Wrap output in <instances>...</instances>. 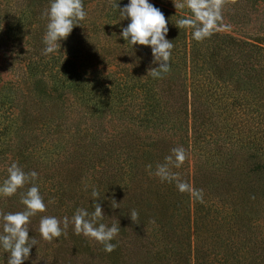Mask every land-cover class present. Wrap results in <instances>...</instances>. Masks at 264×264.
<instances>
[{"label":"trees","instance_id":"obj_1","mask_svg":"<svg viewBox=\"0 0 264 264\" xmlns=\"http://www.w3.org/2000/svg\"><path fill=\"white\" fill-rule=\"evenodd\" d=\"M129 2L84 0L86 19L44 57L50 0H0V53L20 46L29 58L25 81L9 86L7 100L17 99L21 116L30 103L59 109L49 119L58 134L53 148L84 154L76 169L91 172L72 185L58 181L54 192L41 187L47 210L63 209L54 216L70 226L47 252L54 259L24 264H264V0H226L201 41L175 25L187 8L149 0L168 19L174 44L170 71L160 78L148 75L159 66L151 47L120 35L130 19L116 5ZM178 146L187 151L183 179L191 192L155 175ZM99 152L110 158V172L91 167ZM93 190L105 212L100 222L120 228L111 253L71 227L76 209L94 211ZM30 235L43 239L39 229Z\"/></svg>","mask_w":264,"mask_h":264},{"label":"clouds","instance_id":"obj_2","mask_svg":"<svg viewBox=\"0 0 264 264\" xmlns=\"http://www.w3.org/2000/svg\"><path fill=\"white\" fill-rule=\"evenodd\" d=\"M226 0H173L174 7L187 8L190 15L175 22L177 27L191 28L195 40L201 41L212 34L216 21L221 19L220 12ZM116 7L124 19H130L126 27L122 26L120 35L126 42L133 46H150L153 56V64L159 63L158 67H151L148 75L160 78L170 71V58L174 44L167 38L169 32L168 19L164 12L150 3L149 0H130L123 7L118 3ZM47 17L46 32L43 36L45 45L43 54L48 55L61 46L60 41L67 39L79 21L86 19L88 13L85 10L84 0H50L49 8L43 14ZM172 154L165 157V163L158 164L155 175L169 182L176 181V186L181 192H191L193 188L188 181L180 179L179 173L171 171V167L179 168L188 158L187 151L183 146L175 147ZM151 165L148 168L151 169ZM8 177L0 185V195L13 196L19 189L24 188L26 183L38 179V173L31 171L26 173L18 163L13 162L7 169ZM151 174V172H150ZM202 192V190H200ZM94 211L89 213L86 209L78 208L73 214L71 223L76 235L93 238L104 245V251L111 253L117 245L111 241L119 234L120 228L113 223L111 226L101 223L105 212L99 202V193L93 190ZM23 210L16 212H4L0 210V222L3 233L0 234V246L8 253L7 264H24L31 255L34 245L38 241L30 235L31 218L37 213L47 211V204L42 196L39 186L32 183L26 192L21 194ZM112 208H119V203L113 199ZM138 212L131 210L130 218L136 223ZM69 218L64 217L61 221L56 216H42L39 221V233L45 241L51 242L61 235H66Z\"/></svg>","mask_w":264,"mask_h":264},{"label":"rangeland","instance_id":"obj_3","mask_svg":"<svg viewBox=\"0 0 264 264\" xmlns=\"http://www.w3.org/2000/svg\"><path fill=\"white\" fill-rule=\"evenodd\" d=\"M162 2L168 5L170 8L180 11L182 9H176L174 7L173 0H153ZM182 2V0H177ZM36 25H45L44 22H39ZM20 46H12L6 51L3 57L0 53V185L8 177V167L16 162L28 173L36 171L38 173V179L26 183L24 188L19 189L17 193L10 197L0 195V210L6 212L3 209L7 205L6 201L13 198V202L8 205L10 212H16L24 209V205L21 203V194L26 192L32 183H35L41 189L45 186L47 192H54L57 189V182L60 180H66V183L70 185L73 182H78V178L91 179V172L86 174L78 173V167L83 161V155L73 157L67 152L61 150L57 151L53 147V141L56 140L58 134L54 131V127H49L50 118L59 111V109H50L44 104L30 103L32 109L26 116L19 114V107H17V99L14 103L9 98V86L21 88L20 82L25 81V68L26 61L29 58ZM49 55V54H48ZM46 57L47 55H43ZM25 88V86H24ZM12 93V92H10ZM13 104H12V103ZM35 116L33 117V115ZM113 129L110 132L113 133ZM84 162V161H83ZM110 158L105 156L103 152L97 153L92 161L94 170H100V168L111 171ZM185 163L177 168L176 173L182 174L184 180L187 173V168L183 167ZM58 167V168H56ZM97 174V173H96ZM185 181V180H184ZM106 190H110V181L104 183ZM63 209H49L45 212L44 216H54ZM7 213V212H6ZM40 221V220H39ZM39 221H35L29 225L31 231L39 229ZM69 226L67 230H69ZM73 227V224H71ZM3 232L2 222H0V233ZM65 243H69V240H64ZM61 244L59 240H52L51 242L45 240H39L38 245H34L31 250V255L28 260H38L41 258L45 263L51 261L56 256L53 254L48 255L47 252L55 250L57 245ZM35 252L37 254H35ZM8 253L0 249V264H7ZM39 259V260H41ZM40 264H43L40 263Z\"/></svg>","mask_w":264,"mask_h":264}]
</instances>
